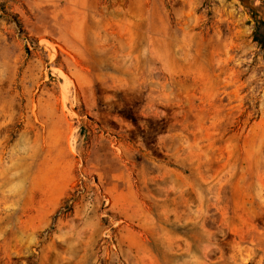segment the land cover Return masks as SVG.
<instances>
[{
  "label": "rangeland",
  "instance_id": "rangeland-1",
  "mask_svg": "<svg viewBox=\"0 0 264 264\" xmlns=\"http://www.w3.org/2000/svg\"><path fill=\"white\" fill-rule=\"evenodd\" d=\"M260 20L0 0V264H264Z\"/></svg>",
  "mask_w": 264,
  "mask_h": 264
},
{
  "label": "trees",
  "instance_id": "trees-1",
  "mask_svg": "<svg viewBox=\"0 0 264 264\" xmlns=\"http://www.w3.org/2000/svg\"><path fill=\"white\" fill-rule=\"evenodd\" d=\"M254 40L264 49V20L258 21L254 33Z\"/></svg>",
  "mask_w": 264,
  "mask_h": 264
},
{
  "label": "bare ground",
  "instance_id": "bare-ground-1",
  "mask_svg": "<svg viewBox=\"0 0 264 264\" xmlns=\"http://www.w3.org/2000/svg\"><path fill=\"white\" fill-rule=\"evenodd\" d=\"M61 76V75H60Z\"/></svg>",
  "mask_w": 264,
  "mask_h": 264
}]
</instances>
